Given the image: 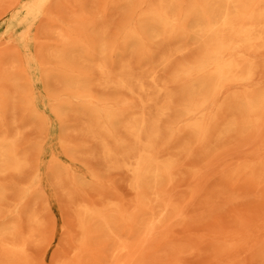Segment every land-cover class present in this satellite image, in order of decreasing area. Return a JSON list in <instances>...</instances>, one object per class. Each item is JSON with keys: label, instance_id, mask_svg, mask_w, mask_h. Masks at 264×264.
<instances>
[{"label": "rangeland", "instance_id": "obj_1", "mask_svg": "<svg viewBox=\"0 0 264 264\" xmlns=\"http://www.w3.org/2000/svg\"><path fill=\"white\" fill-rule=\"evenodd\" d=\"M156 3L0 0V135L18 131L15 149L26 159L21 171L0 174V264H264V126L246 130L238 114L237 127L226 131V111L204 144L181 130L163 151L169 171L145 178L138 193L122 163L101 158L82 116L68 108L63 75L97 76L76 57L92 59L86 50L98 52L102 30L121 39L145 4ZM151 46L154 59L166 50ZM197 53H175L163 75ZM128 57L119 52L112 68ZM257 60L263 87L264 50ZM92 92L114 95L99 86ZM177 113L163 118L162 139ZM116 130L129 147L131 138ZM84 207L105 217L81 224ZM11 243L23 245L18 255Z\"/></svg>", "mask_w": 264, "mask_h": 264}, {"label": "bare ground", "instance_id": "obj_2", "mask_svg": "<svg viewBox=\"0 0 264 264\" xmlns=\"http://www.w3.org/2000/svg\"><path fill=\"white\" fill-rule=\"evenodd\" d=\"M145 6L138 23L129 25L121 39L110 41L104 29L98 52L86 50L92 59L76 57L97 73L95 78L82 69L74 75L69 70L62 77L73 99L67 102L69 110L82 116L86 133L98 142L101 158L113 166L122 163L138 193L145 178L157 180L169 171L171 161L162 159L168 154L163 151L181 130H189L198 144H204L226 111L232 114L226 131L237 127L238 114L245 129L264 126V86H259L257 60L264 50V0H157ZM153 41L166 48L156 60ZM191 47L198 53L179 62L168 77L163 75L173 55ZM123 51L129 57L122 58L115 70L111 63ZM94 86L110 88L114 95L100 98L92 92ZM175 109L177 116L164 140L162 120ZM117 127L131 138L129 147L124 148ZM18 136V131L0 135V174L19 172L26 164L15 149ZM96 215L105 217L84 207L78 218L83 224ZM8 247L17 255L23 249L19 243Z\"/></svg>", "mask_w": 264, "mask_h": 264}]
</instances>
